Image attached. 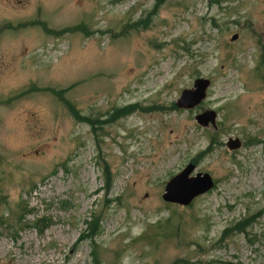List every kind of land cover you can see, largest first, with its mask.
Masks as SVG:
<instances>
[{"label":"rangeland","instance_id":"obj_1","mask_svg":"<svg viewBox=\"0 0 264 264\" xmlns=\"http://www.w3.org/2000/svg\"><path fill=\"white\" fill-rule=\"evenodd\" d=\"M0 264H264V0H0Z\"/></svg>","mask_w":264,"mask_h":264},{"label":"water","instance_id":"obj_2","mask_svg":"<svg viewBox=\"0 0 264 264\" xmlns=\"http://www.w3.org/2000/svg\"><path fill=\"white\" fill-rule=\"evenodd\" d=\"M239 35L234 34L231 41L238 40ZM211 82L208 79L198 78L194 81L191 89L182 90L180 97L175 105L178 109L193 110L206 99L207 90ZM197 123L203 128L211 126L213 130L218 129L217 113L212 110L205 111L195 117ZM242 143L239 139L230 138L227 142L229 150L241 148ZM196 169L194 164H188L182 171L172 177L165 185L162 199L164 202L186 207L195 199L211 191L215 186L209 174L197 173L193 176Z\"/></svg>","mask_w":264,"mask_h":264},{"label":"bare ground","instance_id":"obj_3","mask_svg":"<svg viewBox=\"0 0 264 264\" xmlns=\"http://www.w3.org/2000/svg\"><path fill=\"white\" fill-rule=\"evenodd\" d=\"M139 1L140 0H136V4L137 3H139ZM102 31V30H101ZM165 33H169V31H167V32H165ZM239 39V38H238ZM237 41V40H236ZM232 42H235V41H232ZM141 73V71H139L138 72V74H140ZM233 90H235V89H230V88H228V89H226L225 91H224V93H222L223 95H226L227 93H229V92H231V91H233ZM220 97L218 96V97H216L214 100L215 101H217L218 99H219ZM134 106V105H133ZM128 107H125V106H122V107H117V108H115L117 111H118V113H119V119H121V118H124V116L126 115V109H127ZM87 118H88V116H86V115H80V123H85L86 121H87ZM107 119H108V117H106V118H104V120H100L99 119V121L100 122H102V121H104V122H107ZM97 191V190H96Z\"/></svg>","mask_w":264,"mask_h":264},{"label":"flooded vegetation","instance_id":"obj_4","mask_svg":"<svg viewBox=\"0 0 264 264\" xmlns=\"http://www.w3.org/2000/svg\"><path fill=\"white\" fill-rule=\"evenodd\" d=\"M7 5H9V4H7ZM6 23H7V22H6ZM6 23H5V26H3V27H6V28H13V25H12L11 27H7L8 24H6ZM10 23H12V22H10ZM10 23H9V24H10Z\"/></svg>","mask_w":264,"mask_h":264},{"label":"trees","instance_id":"obj_5","mask_svg":"<svg viewBox=\"0 0 264 264\" xmlns=\"http://www.w3.org/2000/svg\"><path fill=\"white\" fill-rule=\"evenodd\" d=\"M128 110H130V109L127 108V109H126V112H127ZM239 226H240V225H237V228H239Z\"/></svg>","mask_w":264,"mask_h":264}]
</instances>
